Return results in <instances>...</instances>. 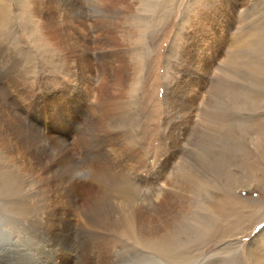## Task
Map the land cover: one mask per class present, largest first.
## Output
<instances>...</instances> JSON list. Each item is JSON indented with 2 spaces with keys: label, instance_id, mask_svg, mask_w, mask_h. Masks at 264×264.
Returning <instances> with one entry per match:
<instances>
[{
  "label": "rangeland",
  "instance_id": "rangeland-1",
  "mask_svg": "<svg viewBox=\"0 0 264 264\" xmlns=\"http://www.w3.org/2000/svg\"><path fill=\"white\" fill-rule=\"evenodd\" d=\"M0 10V75L12 71L14 61L13 96L29 95L36 103L20 108L19 126L28 134L22 137L43 136L50 149L42 159L50 163L49 170L26 163L24 157L14 163L11 159L17 155L9 159L0 150V174L10 179L0 197V263L164 264L143 242L126 237L117 221L129 210L138 209V215L171 202L167 195L173 198L180 190L169 182L185 167L202 176L206 188H191L182 191L178 201L173 198L176 205L169 209L174 211L165 218L174 216L168 231L176 234V248L195 258L192 264H264V183H258L264 179V0H0ZM106 18L119 24L115 38L107 35L112 46L98 45L95 32L89 33L91 43L86 44L82 22L87 19L92 30V24ZM140 42L147 45L138 48ZM207 44L218 49L210 69L205 64ZM112 51L126 53L127 69L117 63L105 71ZM86 76L97 89L94 95L83 80ZM242 89L250 96L239 99ZM100 91L123 107L109 120L108 130L97 126L105 106ZM191 106L192 118L187 116ZM215 123L223 125L221 132H214ZM91 132L94 139L102 132L103 138L111 134L115 145L79 141L82 133ZM130 149L137 151L135 158L125 154ZM202 153L209 156L203 158ZM215 153L224 168L210 164ZM100 161L109 163L102 168ZM36 166L38 170L27 171ZM111 166L113 174L124 173L132 185V198L102 190L101 170ZM163 169L164 177L156 181ZM224 189L241 199L248 212L237 225L218 215L219 224L225 220L224 229L218 224L215 235L214 216H204ZM99 199L104 213L86 210ZM134 222L141 234L142 226ZM29 229L35 248L34 253L26 250L34 260L24 249H13L7 235L22 243ZM173 233L169 231L172 239Z\"/></svg>",
  "mask_w": 264,
  "mask_h": 264
},
{
  "label": "bare ground",
  "instance_id": "bare-ground-1",
  "mask_svg": "<svg viewBox=\"0 0 264 264\" xmlns=\"http://www.w3.org/2000/svg\"><path fill=\"white\" fill-rule=\"evenodd\" d=\"M48 1V0H47ZM61 2L65 1V0H60ZM44 2V1H43ZM45 3V2H44ZM54 3V2H53ZM106 4V3H105ZM46 5V4H45ZM110 5V4H109ZM35 6V5H34ZM104 6V5H103ZM107 5H105V8H106ZM38 7V6H37ZM52 8V6H50ZM38 10V9H37ZM1 11V10H0ZM84 13V12H83ZM46 14V13H45ZM51 14V13H50ZM106 15V14H105ZM109 17V15H108ZM2 18V16H1ZM47 18V17H46ZM121 18V17H120ZM3 21V19H1ZM55 21V20H54ZM87 19L84 20V22H82V29L84 30L83 31V34L84 36V42L86 44L88 43H91V35L89 33H92V32H95L97 34V37L95 39V42L100 45V44H103L104 46H112V43L113 41H109L107 40V35L108 36H111L113 38L114 35L118 32V29H119V24L118 22L115 20V18H106V19H101L99 20L97 23L95 24H92V30L91 28L88 26V23H87ZM1 22V21H0ZM9 23V22H8ZM5 24V23H4ZM58 24V23H57ZM64 24V23H63ZM1 25V24H0ZM228 25V24H227ZM52 26V25H51ZM1 27V26H0ZM66 27V26H65ZM230 27V26H229ZM73 28V27H72ZM87 30V31H86ZM1 31V30H0ZM49 31V30H48ZM48 33V32H47ZM57 33V32H56ZM59 33V32H58ZM99 33V34H98ZM48 34H51V33H48ZM61 34V33H60ZM95 34V35H96ZM55 36V35H53ZM52 36V37H53ZM79 36V35H78ZM1 37V36H0ZM47 37V36H45ZM48 37H50L48 35ZM45 39V38H44ZM226 39V38H224ZM31 40V39H30ZM49 40V38H48ZM47 40V41H48ZM113 40V39H111ZM9 41V40H8ZM38 41V40H37ZM41 41V40H40ZM116 41V40H115ZM34 42V41H33ZM42 42V41H41ZM45 42V41H44ZM210 42V41H209ZM0 43H2L0 41ZM30 43V42H29ZM28 43V44H29ZM264 43V42H263ZM11 44V43H10ZM44 44V43H43ZM46 44V43H45ZM214 44V43H213ZM40 45V44H39ZM141 46H138V48H144L146 45L142 42H140ZM208 45V44H207ZM0 46H2L0 44ZM16 46V45H15ZM36 46V45H35ZM38 46V45H37ZM86 46V45H85ZM12 47V46H11ZM85 48V47H84ZM37 49V48H35ZM40 49V48H39ZM42 49V47H41ZM87 49V47H86ZM206 55H208V62L205 63L207 68H211V66L213 65L215 59H216V52L217 50L215 49V51L213 50V46L212 45H208L206 46ZM3 49L2 47H0V56L2 55V52ZM91 51V50H90ZM133 51H136L135 49ZM211 51V52H210ZM23 53V52H22ZM111 53H114V51H112ZM140 53V52H139ZM202 53V52H201ZM10 54V53H8ZM213 54H215L214 56H212ZM4 55V54H3ZM18 55V54H17ZM119 53H114L110 56H108V61L105 62L106 64L104 65V69L105 71H108V70H112L114 68V64H119L120 68L122 69H127L128 68V64H127V58H126V53L125 52H122V54L119 55ZM210 56V57H209ZM1 58V57H0ZM13 59V58H12ZM11 60V59H10ZM105 60V59H104ZM201 60V59H200ZM86 61V60H85ZM206 62V61H205ZM15 62L13 61L12 63V71H10L9 73L7 74H1L0 75V150L6 154H8V158L9 157H12L13 154L17 155L16 159H11L14 163H18V159L21 158V157H24V159L26 160V163H29L30 165H40V168L41 170L44 168L45 170H49V164L47 162H42V159H44L45 156H47V154H49L48 150V145H46L44 143L45 141V138H42L39 137H34L32 135H30L29 137H27L26 139L24 137H22L25 133L27 134V132L24 131L23 128L26 129V127L23 126L20 127V122L19 120L20 119V108H22V104L24 106H30L32 104H36L35 101L32 99V96H21V95H18V97L16 96H13V93H14V90H17V87L15 85V82L13 81L12 79V76H13V73L15 72L14 70V64ZM198 63V62H197ZM204 63V62H202ZM5 64V63H4ZM18 64V63H17ZM138 64V63H136ZM229 65H233V60L230 59L229 60ZM134 65V64H133ZM142 65V64H141ZM201 65V64H200ZM204 65V64H203ZM20 66V65H19ZM85 66V65H84ZM199 66V65H198ZM91 67V66H89ZM87 68V67H86ZM103 68V66H102ZM138 68V67H137ZM140 68V67H139ZM198 68V67H197ZM200 68V67H199ZM198 68V69H199ZM206 68V67H205ZM17 70V69H16ZM19 70V69H18ZM90 70V69H89ZM114 70V69H113ZM94 71V70H93ZM201 71V70H200ZM203 71V70H202ZM104 72V71H102ZM112 72V71H111ZM88 73V72H87ZM105 74V73H104ZM104 76V75H103ZM87 78L84 77L83 80L87 81V83L90 85L88 91L90 90V93L91 94H95V92L97 91L96 87L94 88L93 84H92V81H91V78H89L88 76H86ZM108 78V77H107ZM15 79V77H14ZM17 79V78H16ZM106 80V78H103ZM30 80V79H29ZM33 80V79H32ZM94 80V79H93ZM108 80V79H107ZM261 80H263L261 82V88H264V78H261ZM91 81V82H90ZM121 81V80H120ZM20 83V82H19ZM86 83V84H87ZM107 83V82H106ZM105 83V84H106ZM120 83V82H119ZM108 84V83H107ZM121 84L123 86H125V80L123 79L121 81ZM258 84V82H257ZM88 86V85H87ZM86 86V87H87ZM109 86V85H108ZM196 86V85H195ZM126 88V87H125ZM258 88V86H257ZM34 89V88H33ZM96 89V90H95ZM105 90L107 89L104 88ZM181 89V88H180ZM200 89L199 88V91L197 90V87H196V91L198 94H200ZM29 90V89H28ZM99 90V89H98ZM190 90V89H189ZM194 90V89H193ZM31 91V90H30ZM84 91H87V90H84ZM104 91V90H103ZM238 91V90H237ZM19 92V91H18ZM29 93V91H26ZM35 92V91H34ZM99 92V91H98ZM204 92V91H203ZM9 94V95H6V94ZM32 93V92H31ZM88 93V92H87ZM196 93V94H197ZM237 93V92H236ZM4 94V95H3ZM18 94V93H17ZM16 94V95H17ZM89 94V95H91ZM195 94V95H196ZM88 95V94H86ZM111 95V94H110ZM263 96V94H261ZM11 98L10 101L8 102L6 99H8L7 97ZM100 96L102 98V101L101 102H104V108H103V118H101V121H100V124L97 125V126H100L99 128H104L105 130H108L107 127H109L108 123H109V120L111 119L112 116H116L118 114V111L119 110H123V107L122 105H119L117 103V100L115 98H112V97H108L109 95L107 94H104L102 91H100ZM250 95L249 94H245V90L242 89L241 91H238V95L237 97L239 99H244V98H247L249 97ZM89 98V97H88ZM99 97H97L98 99ZM100 98V99H101ZM261 98V97H260ZM36 99V98H35ZM92 99V98H91ZM94 99V98H93ZM191 99H194L193 97ZM196 99V98H195ZM99 100V99H98ZM96 100V102L98 101ZM194 101V100H193ZM38 103V101H36ZM195 103V102H193ZM45 104V102H44ZM38 106V105H37ZM189 106V105H188ZM193 106V105H192ZM192 106H191V109H189L190 111H188V115L187 116H190V118L194 117V110L192 109ZM10 107H16L15 109H12V110H9ZM42 107V106H41ZM53 107V106H52ZM169 107V106H168ZM37 109V108H36ZM47 109V108H46ZM96 109V108H95ZM169 109V108H168ZM42 111V110H41ZM45 111V110H44ZM171 113V112H169ZM45 114V113H44ZM172 114V113H171ZM187 114V113H186ZM185 114V115H186ZM240 114V113H239ZM236 115L238 116V121L240 120V123H241V114L240 115ZM98 115V114H97ZM101 115V114H99ZM178 115V114H177ZM26 116V115H25ZM48 116V115H47ZM233 117V118H236ZM29 117V116H28ZM98 117V116H97ZM25 118V117H24ZM27 118V117H26ZM30 118V117H29ZM51 118V117H50ZM100 119V117L97 118V120ZM126 119V118H125ZM184 119V118H183ZM232 119V118H231ZM24 120V119H23ZM27 120V119H26ZM170 120V118H169ZM227 120V119H226ZM108 121V122H107ZM236 121V120H235ZM20 122V123H19ZM28 122V121H27ZM31 122V121H30ZM123 122V121H122ZM19 123V124H18ZM32 123V122H31ZM24 124V123H23ZM26 124V122H25ZM24 124V125H25ZM231 124V123H230ZM22 125V124H21ZM27 125V124H26ZM47 125V124H46ZM96 126V125H95ZM113 126V125H112ZM115 126V125H114ZM214 126V132H221L219 131L221 127H223V125H219L218 123H215L213 124ZM239 126V125H238ZM29 127H31L29 125ZM117 127V126H116ZM210 127V126H209ZM111 128V127H110ZM219 128V129H218ZM86 129V128H85ZM240 129V128H239ZM33 130V129H32ZM89 130V129H88ZM95 130V129H93ZM93 130H91L92 132H94ZM97 130V129H96ZM100 131H102V129H99ZM98 130V131H99ZM212 130H213V127H212ZM87 131V129H86ZM29 134L31 131H28ZM49 132V131H48ZM88 132V131H87ZM91 132V134H92ZM97 131H95L96 133ZM223 132V131H222ZM24 133V134H23ZM35 133V132H34ZM99 133V132H97ZM101 133V132H100ZM103 133V132H102ZM101 133V134H102ZM105 133V132H104ZM108 133V132H107ZM112 133V132H110ZM89 134V135H91ZM101 134L99 135L100 137L98 139H96L98 137V135L96 136V138L94 139L93 136H95V134L92 136H89L90 138L88 139L85 134L82 133V136L81 138H79V141L81 143H85L87 140L89 141L90 144L94 143V141L96 142H100V143H107V144H110L111 146L115 145L114 142L115 139L114 137L111 135V134H106L107 136H103L101 137ZM103 134V135H105ZM28 135V134H27ZM117 135V134H115ZM227 135V134H226ZM49 136V135H48ZM12 138V139H10ZM40 139V141H39ZM125 139V138H124ZM126 140V139H125ZM124 140V142H125ZM16 144H15V143ZM40 142H43V144L41 145V149L42 151H38L36 148L39 146ZM239 142V139L238 141ZM88 143V142H87ZM88 143V144H89ZM114 143V144H113ZM179 143V142H178ZM51 144V143H50ZM106 144V145H107ZM113 144V145H112ZM240 144V143H239ZM238 144V145H239ZM124 146V144H123ZM240 147V146H239ZM123 148V147H122ZM126 148V147H125ZM124 148V149H125ZM243 149V147H242ZM53 150V149H52ZM100 150V149H99ZM206 150V149H205ZM237 150V149H236ZM126 151V150H125ZM137 151L133 150V149H130L128 154L125 153L129 158H135L137 156ZM242 152V151H241ZM121 153V152H120ZM176 153V152H174ZM232 153V152H231ZM238 153V152H237ZM52 154V153H51ZM122 155L124 154L121 153ZM119 154V155H121ZM234 154V153H233ZM50 155V154H49ZM53 155V154H52ZM118 155V156H119ZM232 155V154H231ZM237 155V154H236ZM243 155V154H242ZM244 155H246V157H249L250 153H245ZM202 156L203 158H207L209 156V154H206L204 155V153H202ZM201 156V157H202ZM215 159L213 160V155L211 156L210 158V164H212V166H216L218 168L220 167H225L223 164L220 165L219 163H223L224 160L220 159L219 158V155L217 153H215L214 155ZM217 157V159H216ZM223 156H221L222 158ZM238 157V156H237ZM243 157V156H242ZM49 160L51 161L52 158L51 156L48 157ZM10 159V158H9ZM128 159V158H127ZM170 159V158H169ZM23 160V159H21ZM36 160H38V162H36ZM95 160V158L93 159ZM100 160V159H98ZM107 160V159H106ZM247 160V159H246ZM44 161V160H43ZM108 161V160H107ZM105 161V162H107ZM236 161V160H235ZM23 162V161H22ZM96 162V161H95ZM104 161H100V165L102 166H105V163ZM169 163V161H167ZM109 163V162H107ZM155 163V162H154ZM28 164V165H29ZM171 164V163H169ZM168 164V165H169ZM21 165V164H20ZM29 165V166H30ZM95 166V165H94ZM106 166H109V164H106ZM144 166V164H143ZM171 166V165H170ZM211 166V165H210ZM166 167V166H165ZM169 168V167H168ZM162 169V168H161ZM210 169V167H209ZM248 169V168H247ZM19 170V168H18ZM36 171L38 170L37 166L35 168H33V170L28 167L27 168V171L30 172V171ZM113 170H115L112 166L110 167V169H106L105 170H101V174H100V177H99V182H100V179L102 180L103 184L102 186L104 185V188L102 190L104 191H112V192H116L117 194V197H122V198H125V196H127L128 198H132L133 196V192L131 190L132 185L130 186L129 185V182L127 180L126 177H124V173H121V174H113ZM222 170V169H221ZM97 171V170H96ZM164 171H166V169H163L161 172L159 170L158 175L156 178V181H159L161 180L162 177H164ZM223 171V170H222ZM249 171V169H248ZM168 172V171H167ZM173 172V170H172ZM220 172V171H219ZM225 172V170H224ZM227 173V171H226ZM228 177H232L229 173L226 174ZM225 175V176H226ZM252 179L256 178V175L254 177V175H250ZM98 177V175L96 176V178ZM227 178V177H226ZM225 178V181H227V184H229L231 186V180L230 179H226ZM51 180V179H50ZM203 180V177L196 174V171L195 170H189L187 168H183V169H180L178 170L174 176L171 177V181L169 183H172L174 184V186L176 188H178L180 190V193L179 194H176V195H173L175 198L176 201L179 200L180 196L182 195V191H187L191 188H195L197 191H200L203 192L205 191L204 189L206 188V185L205 183L201 182ZM224 181V182H225ZM234 181V180H233ZM10 182V179L9 180H6L1 174H0V197H2L3 193L5 191L8 190V186H9V183ZM107 182V183H106ZM126 182H128L126 184ZM12 183V182H11ZM213 183V182H212ZM258 183L262 184L264 183V179H262V181L260 179H258ZM211 184V183H210ZM217 184V183H216ZM227 184L225 186H227ZM13 185V184H12ZM17 185V184H16ZM212 186V184H211ZM224 186V188H225ZM77 188V187H76ZM214 188V187H213ZM165 189V188H164ZM225 193L222 194L220 196V199H218L215 203H211L212 206H211V209H209V211L207 212V214L204 216L210 220H212L213 216L215 219H213V221H215L216 224H214V230H215V235H216V228L219 224V220H217V216L218 215H223L225 217V219L229 222L230 219H233V221H235L233 223L232 221V225H237L236 223L240 222L242 218V216H245V213L244 212H248V211H243V204H242V200L239 199V200H236L235 198L231 197L229 194H227V191L224 189ZM223 191V192H224ZM207 192V191H206ZM108 194V193H107ZM181 194V195H180ZM6 195V194H5ZM106 195V194H105ZM172 195V194H171ZM17 196V195H16ZM6 197V196H5ZM10 198V197H9ZM167 198L168 200H170L171 202H163L158 208L154 209V210H151V211H147L145 210L144 212H139L138 215H137V210L135 209V213L134 212H131L130 210L128 211V215L126 216V218H119L118 221H117V226L119 227V229H122L124 231V234H126L125 236L133 239L136 243H139V242H143L144 243V246L146 249H148L150 252H154L158 255V258H159V262H163L164 264H192L195 260V258L191 257L190 254L186 251H183V249H180V248H176L177 246H175L174 244V240L176 238V234L173 233L172 230H169L173 233V236L174 238L172 239V237H170L171 234H169V227L171 224V222H174V216L172 217H169V218H165L167 217L166 215H168V213H170L171 211H174V209H169L170 208H173L175 205H176V202H174L173 198L169 197V195H167ZM208 198L211 200L212 197L210 196V193L208 194ZM216 199V197L214 198ZM213 201V200H212ZM94 202V201H93ZM101 203H102V199H99V200H96L94 203H92L94 205L93 208H88L86 209L87 211L93 213L94 211H97V210H101L103 211V213L105 212V209L101 207ZM251 203V202H250ZM11 204V203H10ZM17 204V203H16ZM19 204V203H18ZM27 204V203H26ZM14 206V205H13ZM73 206V205H72ZM229 207H232V212L230 211ZM248 208V206H246ZM20 208V207H19ZM23 209V208H22ZM141 209V207H140ZM168 209V211L166 212V210ZM10 210H13V207L10 208ZM21 210V209H20ZM27 210V209H26ZM25 210V211H26ZM23 210H21L20 212H22ZM139 211V210H138ZM142 211V209H141ZM24 213V212H23ZM112 213V212H111ZM134 213V214H133ZM22 215V214H21ZM88 215V214H87ZM107 215V214H106ZM135 216V218H134ZM209 216V217H208ZM109 217V216H108ZM107 218V216H106ZM178 218V217H177ZM134 219H137L139 225L142 226L143 228V232H141V234L138 232V228L136 229L135 227V222H134ZM202 220V219H201ZM86 221V220H85ZM156 221L160 222L159 225H155ZM175 221H176V218H175ZM187 221V220H186ZM225 221V220H224ZM224 221L222 223L219 224V226L221 228L224 229ZM133 222V223H132ZM187 224V223H186ZM190 224V223H189ZM207 225V224H206ZM239 225V224H238ZM183 226V225H182ZM210 227V226H209ZM141 228V229H142ZM167 230V231H166ZM142 231V230H141ZM168 232V234H166V232ZM164 232V233H162ZM26 234V237L25 238H21L22 240V243H20L19 241H15V238L11 237V234L10 233H7V235L9 236V239H10V243L13 244L11 245L12 248L14 246L17 247V250L20 249H24L25 252H27L26 249H29V250H32L33 253H34V248L33 245H35V240H34V234H33V231L32 230H27L25 232ZM223 234L225 235V231L223 230ZM218 235H221L220 233ZM135 236V237H133ZM217 238V236H216ZM208 240V239H207ZM210 240V239H209ZM208 240V242H209ZM211 241V240H210ZM14 242V243H12ZM213 243V241H212ZM210 244V242H209ZM101 246V245H100ZM171 246H175V250H172L171 249ZM13 248V249H14ZM229 250V249H228ZM173 251V252H171ZM12 253V252H11ZM28 255L27 256H30L32 258V260H34V255L33 253L30 251L27 252ZM218 255V254H217ZM226 255V254H225ZM223 256V255H222ZM147 257V256H146ZM226 258V257H225ZM220 259V258H219ZM228 259V258H227ZM31 260V262H32ZM221 260V259H220ZM1 262V261H0ZM53 263V262H52ZM2 264V263H0Z\"/></svg>",
  "mask_w": 264,
  "mask_h": 264
},
{
  "label": "snow or ice",
  "instance_id": "snow-or-ice-1",
  "mask_svg": "<svg viewBox=\"0 0 264 264\" xmlns=\"http://www.w3.org/2000/svg\"><path fill=\"white\" fill-rule=\"evenodd\" d=\"M262 228H264V225H261Z\"/></svg>",
  "mask_w": 264,
  "mask_h": 264
}]
</instances>
